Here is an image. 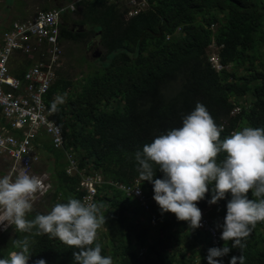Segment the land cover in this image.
Instances as JSON below:
<instances>
[{
	"label": "trees",
	"instance_id": "trees-1",
	"mask_svg": "<svg viewBox=\"0 0 264 264\" xmlns=\"http://www.w3.org/2000/svg\"><path fill=\"white\" fill-rule=\"evenodd\" d=\"M119 1L82 2L75 23L83 31L61 28L64 44L98 35L105 52L95 61L107 60L108 54L112 58L100 73L96 68L75 84L56 73L49 107L57 96L64 99L52 119L65 141L60 155L45 163L53 167L52 202L82 199L81 179L101 176L105 182L97 187L96 202L104 205L107 223L96 242L102 245V255L111 256L114 264H208V250L214 247L210 235L190 229L171 212L161 213L153 184L139 177L134 154L157 136L181 127L198 102L223 126L221 139L245 126L264 128V0H145L146 9H134L130 17ZM212 44L220 48L221 70L210 62ZM19 74L18 79L24 77ZM66 152L77 161L75 176L67 174ZM162 178L157 169L154 179ZM110 183L138 184L145 204ZM211 187L197 206L215 225L222 224L231 194L209 204ZM248 196L254 198L251 192ZM11 241L0 242V259L13 250ZM33 241L29 264L38 259L74 264L76 249L58 238L44 235ZM232 243L227 255L216 258L220 264L242 255ZM245 243L244 264H264V222Z\"/></svg>",
	"mask_w": 264,
	"mask_h": 264
},
{
	"label": "clouds",
	"instance_id": "clouds-1",
	"mask_svg": "<svg viewBox=\"0 0 264 264\" xmlns=\"http://www.w3.org/2000/svg\"><path fill=\"white\" fill-rule=\"evenodd\" d=\"M70 2L71 0H68L67 4ZM67 4L42 12H49ZM78 8L79 4L75 12ZM67 14L72 13L64 14L62 19ZM61 28L60 25V35ZM216 29V25H211L212 31ZM59 43L63 48L64 43L60 41V36ZM213 46L218 53L217 57L209 53L210 62L221 70L220 48L216 44L210 47ZM13 57L27 60L25 62L29 65L28 69L37 59L19 53ZM63 103L64 99L57 96L52 103V111L55 112L57 106ZM52 117L51 120L54 122ZM223 131V126H218L207 108L198 102L195 109L183 118L181 127L157 136L151 143L145 144L142 151L137 150L134 158L140 179L153 184V199L161 213H173L178 221L187 222L192 230L203 226V213L209 219L207 213L197 206L205 199L210 190L209 186H212V198L208 201L209 204H217L231 194L223 223L215 225L209 219L219 230L222 228L220 238L225 245L223 248H210L207 260L208 264H220L216 258L223 257L231 251L228 242L232 241V247L240 249L242 255L233 256L230 264H244L243 250L247 246L245 241L257 224L264 222V128L245 126L221 139ZM44 137L48 138L50 146L52 145L55 150L64 148V142L62 148H55L51 137L40 133L35 142L39 156L38 147L43 145ZM62 137L64 139L63 133ZM68 154L71 153H65L68 162L66 171L69 167ZM220 154H226L222 160L219 159ZM42 161L40 156L36 167H41ZM157 169L163 173L162 179H154ZM9 172L10 168L7 174L0 178V229L7 230L8 227L13 226L16 233L27 235L12 239L13 250L7 257L0 259V264H29L33 255L32 238L44 235L49 236L50 239L58 238L68 248L76 249L73 251L74 264H114L111 256L102 255V245L96 242L99 229L107 223V216L102 211L104 205L96 202L98 192L92 198L87 196V191L82 188L81 181L86 177L81 179L78 189L85 192L82 199L69 197L65 203L55 201L47 214L38 213L34 219L29 220L27 215L33 211L35 200L40 195L52 193L53 183L46 182L48 189L45 190L41 180L29 174L26 168L19 169L14 177ZM42 174L38 173L39 176H44L45 181L48 180L46 174ZM77 174L76 168L75 172L69 175ZM91 177L100 179L97 187L105 182L101 176ZM110 185L122 191L126 197L136 198L131 192L136 190L137 194L141 192L142 196L139 200L145 204L138 184L127 186L110 183ZM249 192L252 193L253 199L249 198ZM35 264H47V262L38 259Z\"/></svg>",
	"mask_w": 264,
	"mask_h": 264
},
{
	"label": "built area",
	"instance_id": "built-area-1",
	"mask_svg": "<svg viewBox=\"0 0 264 264\" xmlns=\"http://www.w3.org/2000/svg\"><path fill=\"white\" fill-rule=\"evenodd\" d=\"M84 1L92 0H71L67 5L39 13L30 22L15 23L4 31L0 41V158L10 160L9 174L13 177L19 169L26 168L29 174L41 180L45 190L48 185L44 176L36 173L40 156L35 142L40 133H45L51 137L55 148L63 147L61 129L51 120L54 112L49 107L51 100L48 94L61 65L59 36L62 16L75 12L78 4ZM17 53L37 58L23 79L10 72L11 58ZM67 158V172L73 174L77 161L72 154ZM98 183L99 178L86 177L82 179L81 186L87 191V196L93 198ZM131 193L141 199V192ZM202 225L198 230L210 235L214 247L222 248L221 232L205 213Z\"/></svg>",
	"mask_w": 264,
	"mask_h": 264
},
{
	"label": "rangeland",
	"instance_id": "rangeland-1",
	"mask_svg": "<svg viewBox=\"0 0 264 264\" xmlns=\"http://www.w3.org/2000/svg\"><path fill=\"white\" fill-rule=\"evenodd\" d=\"M68 0H0V37L7 29L15 22H22L26 20H32L38 13L42 12L44 8L48 10L52 8H56L62 4H67ZM119 5L121 3V8L125 11H129L127 17H130L134 13V9L144 10L146 9L145 0H120ZM78 13V10H77ZM75 22V21H74ZM87 30V28H85ZM99 38L98 35L93 34L90 35V39L74 43L69 42L63 44L62 48V57H61V65L58 69L60 73H63L65 76H69L73 84H75L79 78L86 77L89 73L95 72L100 73L103 69V65H106L110 62L111 56L107 55V60L96 62L95 60L101 58L104 55V50L98 45ZM214 57H217V49L216 47H210L209 51ZM95 53L101 54L98 58H94ZM264 60V57L262 58ZM19 60V59H18ZM20 60L26 61L21 58ZM28 64V63H26ZM258 64V62H257ZM21 70L18 73H25L27 66L25 64L20 65ZM258 68L260 66L257 65ZM36 147V146H35ZM39 153L41 156L42 165L41 167H36V173L38 174L40 170L43 172L42 175L46 174V182H51V169L53 167L52 164H45L46 162L51 163V158L54 160L60 154V151L55 150L52 145L50 146L48 138L43 139V145L39 146ZM1 160V159H0ZM8 161V158H5ZM10 162L7 163L6 169L1 167H5L0 163V178L5 176V172L7 171ZM51 167V169H50ZM41 168V169H39ZM3 170H6L5 172ZM45 173V174H44ZM44 179V178H43ZM100 182V179H99ZM52 193L43 194L38 196V198L34 202L33 211L27 215V219H34L36 214H47L51 208L53 207L52 202ZM109 209V208H108ZM221 230V229H220ZM105 229L102 227L98 231V239L102 237ZM222 232V231H221ZM19 233H16L13 226L7 228V230L0 229V242L3 239H17L23 238V236H19ZM27 235V234H25ZM34 240V237L32 238ZM1 244V243H0Z\"/></svg>",
	"mask_w": 264,
	"mask_h": 264
},
{
	"label": "crops",
	"instance_id": "crops-1",
	"mask_svg": "<svg viewBox=\"0 0 264 264\" xmlns=\"http://www.w3.org/2000/svg\"><path fill=\"white\" fill-rule=\"evenodd\" d=\"M8 28V27H7ZM0 41H1V37H0ZM19 59V60H18ZM21 58H17V57H13L12 59H11V61H10V72H11V74L14 76V77H17V75H20L18 72L21 70V67H20V65L21 64H25L26 66H27V69H26V71L28 70V66L29 65H27L26 64V62H24V61H22V60H20ZM26 71H25V73L23 74L24 76H25V74H26ZM18 78V77H17ZM24 78V77H23ZM1 160H0V163H1V165H4L5 167H1V168H3V169H6V165H7V163H9L10 162V160L8 159V161L7 160H5V158H0ZM9 167H10V165H9ZM9 167H8V169H9ZM8 169H7V171L6 170H3L4 172H5V175L7 174V172H8Z\"/></svg>",
	"mask_w": 264,
	"mask_h": 264
},
{
	"label": "flooded vegetation",
	"instance_id": "flooded-vegetation-1",
	"mask_svg": "<svg viewBox=\"0 0 264 264\" xmlns=\"http://www.w3.org/2000/svg\"><path fill=\"white\" fill-rule=\"evenodd\" d=\"M77 18H79V14L77 12L65 15L62 19L61 27H66L72 32H75L80 29L83 30L81 25H78L74 22Z\"/></svg>",
	"mask_w": 264,
	"mask_h": 264
},
{
	"label": "water",
	"instance_id": "water-1",
	"mask_svg": "<svg viewBox=\"0 0 264 264\" xmlns=\"http://www.w3.org/2000/svg\"><path fill=\"white\" fill-rule=\"evenodd\" d=\"M101 54L95 53L94 58H98Z\"/></svg>",
	"mask_w": 264,
	"mask_h": 264
}]
</instances>
